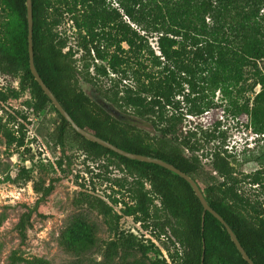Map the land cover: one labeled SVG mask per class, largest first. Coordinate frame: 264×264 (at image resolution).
I'll return each instance as SVG.
<instances>
[{"label": "trees", "instance_id": "obj_1", "mask_svg": "<svg viewBox=\"0 0 264 264\" xmlns=\"http://www.w3.org/2000/svg\"><path fill=\"white\" fill-rule=\"evenodd\" d=\"M25 1L0 0L5 12L0 18V73L19 79L18 88H0V135L7 148L24 145V125L1 104L27 89L32 101L26 105L34 113L57 114L59 124L52 136L56 145L63 148L72 144L91 160L117 161L126 176L114 179L113 184L123 190L130 203L124 202L119 213L94 194L81 193L77 201L101 215L115 236L106 243L102 263L117 264L113 260L119 250L120 258L126 260L137 251L146 255L153 246L150 241L144 245L136 235L119 227L120 218L130 216L155 236L169 240L175 248L169 255L174 263L248 264L224 225L203 210L185 179L158 164L124 157L84 138L56 110L30 71ZM110 2L31 0L33 61L41 79L80 127L123 150L162 159L189 175L254 264H264V211L240 194L241 179L235 176L234 154L227 151L223 132L196 124L185 131L181 127L185 114L200 116L210 108L207 90L217 88L228 94L231 87L250 77V90L256 85L259 90L251 105L247 102L239 112L248 116L255 133L264 134V69L258 65L264 60V0H117L122 13ZM64 14L75 28L78 59L73 58L76 52L67 45V37H60L58 27ZM130 21L143 33L131 27ZM150 33L158 34L160 54L150 48ZM77 61L82 62L81 68ZM79 77L95 87L97 96L81 89ZM185 84L187 91H183ZM177 95L187 105L185 113L180 100L175 99ZM15 114L26 119L19 111ZM128 116L149 122L154 133L131 123ZM15 122L13 130L9 124ZM214 140L219 143H212ZM204 143L213 147L209 153L199 154ZM208 154L210 168L206 169L201 158ZM262 172L264 169L252 174L251 184L261 183ZM33 189L40 194L39 203L53 187L35 183ZM111 202L119 201L113 197ZM29 218L30 212H25L17 223L21 239ZM60 242L81 256L97 246L98 238L78 212L69 218ZM12 258V262L24 261L14 253ZM25 262L48 264L41 258ZM119 264L144 263L133 259ZM150 264L166 262L156 258Z\"/></svg>", "mask_w": 264, "mask_h": 264}, {"label": "rangeland", "instance_id": "obj_2", "mask_svg": "<svg viewBox=\"0 0 264 264\" xmlns=\"http://www.w3.org/2000/svg\"><path fill=\"white\" fill-rule=\"evenodd\" d=\"M108 1V0H107ZM111 5L118 7L117 0H111ZM5 12L1 9L0 18H4ZM63 21L58 27L60 37H67V45L72 47L74 59H78L80 50L77 45V35L69 17L64 14ZM127 21L128 18L123 16ZM206 18V23H210ZM131 27L143 33L139 27L130 21ZM148 37L150 48L159 53L156 33H150ZM127 46L124 44L123 46ZM67 48L65 47L64 50ZM146 57V56H145ZM144 59V58H143ZM98 64H106L105 61L96 60ZM95 61V62H96ZM149 64L148 60H143ZM77 67L81 68L82 62L77 61ZM264 69V60L258 62ZM246 79V78H245ZM18 76H9L0 73V88H18ZM107 85L105 80H102ZM252 78L241 81L236 88L231 87L228 94L220 89L207 90V99L211 100L210 108L200 116L185 114L186 120L182 121V130L190 126L211 128L215 127L222 131L225 136V147L228 152L234 154L235 176L241 179L238 189L243 198L264 211V173L259 184H251L250 179L256 171L264 169V134H255L249 125L248 116L240 113L239 109L247 102L251 105L254 94L259 90V85L250 90ZM79 86L91 97L97 96L95 87H89L79 77ZM187 85L184 90L187 91ZM181 95L175 96L180 100L183 113L187 105L181 101ZM31 100V94L26 89L18 97H11L2 103L8 112L14 113L17 121L24 125V145L7 148L4 138L0 135V264H27L26 260L41 258L48 264H75L78 262L87 264H103L106 243L115 236L108 230L101 215L95 210H90L86 205H79L77 202L81 193H90L101 197L111 203L119 213L123 203H130V199L123 190L113 184L114 179L122 178V172L115 159L101 158L91 160L72 144H66L63 148L55 144L52 139L53 133L59 124V119L54 111H43L34 113L26 101ZM16 111L26 115L22 119ZM136 126L154 133L149 122L144 120L127 118ZM16 122L9 124L13 130L16 129ZM191 130V129H190ZM212 143L217 144L216 140ZM213 145L203 144L201 154L209 153ZM28 149V150H27ZM210 155L202 156L201 161L204 168L209 169ZM24 170L26 172H24ZM38 186L52 185L53 189L44 199L36 203L40 194L33 189L34 184ZM147 188L149 184L145 185ZM115 197L119 202L113 204L111 199ZM36 203V204H35ZM25 212H30L29 221L25 224L24 239L19 235L17 223ZM82 212L86 221L92 225L98 243L95 248L81 256L74 255L68 251L60 242L61 235L65 230L69 218ZM264 216V212L261 214ZM119 227L125 232L136 235L144 245L153 243V246L142 255L139 251L134 255L122 260L121 250L113 262L119 264L121 261L131 262L139 259L144 264H150L156 258L165 259L166 264H177L171 261L170 253L175 251L173 245L164 236H155L143 227V224L135 222L130 216H122L119 220ZM179 248L178 244L175 245ZM14 257H22L24 261L12 262Z\"/></svg>", "mask_w": 264, "mask_h": 264}, {"label": "water", "instance_id": "obj_3", "mask_svg": "<svg viewBox=\"0 0 264 264\" xmlns=\"http://www.w3.org/2000/svg\"><path fill=\"white\" fill-rule=\"evenodd\" d=\"M25 4H26V20H27V51H28V61H29L30 71H31L34 79L36 80L38 85L41 87L43 92L48 96V98L50 99V101L52 102V104L54 105L56 110L64 117V119L71 125V127L77 133L82 135L84 138H86L90 141H93V142H95V143H97L103 147H106V148H108V149L114 151L115 153L122 155L124 157L158 164V165L172 171L173 173L177 174L178 176L182 177L183 179H185L189 183V185L192 187L195 195L198 197L199 201L201 202V204L203 206V210L210 212L215 218H217L224 225L226 231L228 232L232 242L236 246V248L239 251V253L241 254L242 258L248 264H254L252 259L248 256V254L245 252L244 248L241 246L239 240L235 236L232 229L224 221V219L213 208L210 207V205L206 201L203 193L199 189L197 183L189 175H187L183 171L179 170L178 168H176L172 164H170V163H168L162 159L152 157V156H148V155L132 153V152L123 150V149L115 146L114 144L110 143L109 141H106V140L96 136L92 132H90V131H88V130H86V129H84V128H82L76 124V122L72 119V117L65 111V109L58 102L56 97L50 91L49 87L43 82V80L41 79L39 73L37 72V70L35 68L34 61H33V45H32L33 20H32L31 0H26ZM103 105L106 109H108L109 111H111L112 113L117 115V112L115 110H113L111 107H109L107 104H103Z\"/></svg>", "mask_w": 264, "mask_h": 264}, {"label": "clouds", "instance_id": "obj_4", "mask_svg": "<svg viewBox=\"0 0 264 264\" xmlns=\"http://www.w3.org/2000/svg\"><path fill=\"white\" fill-rule=\"evenodd\" d=\"M255 134H257V133H255Z\"/></svg>", "mask_w": 264, "mask_h": 264}]
</instances>
